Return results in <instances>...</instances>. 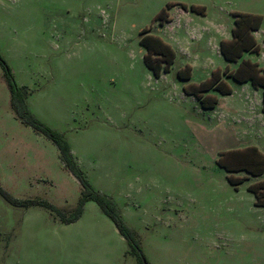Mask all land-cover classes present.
I'll use <instances>...</instances> for the list:
<instances>
[{
    "label": "rangeland",
    "instance_id": "rangeland-1",
    "mask_svg": "<svg viewBox=\"0 0 264 264\" xmlns=\"http://www.w3.org/2000/svg\"><path fill=\"white\" fill-rule=\"evenodd\" d=\"M168 4H176L171 21L161 24ZM236 12L264 17V0H0V56L27 91L30 112L64 135L91 186L135 232L147 264H264V207L248 191L264 174L236 190L217 164L228 150L264 153V89L228 79L231 95L209 93L219 98L214 109L184 91L244 60L264 68V21L260 52L237 63L222 56ZM144 29L176 53L160 78L144 61ZM188 65L191 79L182 80ZM0 184L68 217L83 192L55 143L17 116L1 64ZM0 264L144 263L94 201L63 224L46 207H14L0 195Z\"/></svg>",
    "mask_w": 264,
    "mask_h": 264
},
{
    "label": "trees",
    "instance_id": "trees-1",
    "mask_svg": "<svg viewBox=\"0 0 264 264\" xmlns=\"http://www.w3.org/2000/svg\"><path fill=\"white\" fill-rule=\"evenodd\" d=\"M176 4H168L157 15L156 20L161 22L171 21L169 8ZM185 11L204 13L203 7L183 5ZM235 26L232 30V39L223 40L220 43V52L227 62L237 63L243 58L245 53L260 52L261 48L255 38L254 33L259 31L264 17L249 13H234ZM150 29L142 31L143 38L140 43L146 47L147 54L144 56V61L147 66L153 71L157 78H160L162 73H168L176 59L174 49L155 35L149 34ZM155 57H161V63H155ZM0 64L6 71L9 80V88L11 93V106L17 116L28 126L35 131L47 136L58 147L60 159L65 167L77 178L80 182L83 192L82 197L78 202V206L71 217L66 215V212L47 200L41 199H18L12 196L0 184V195L12 206L19 208H28L31 206H43L54 212L62 221L63 224H72L78 221L84 211V207L88 201L96 202L102 209L104 214L111 219L119 233L126 239L128 244L133 248L140 260L147 264L145 256L136 241L135 232L127 225L116 204L109 197L96 191L84 172L79 167L72 154L71 147L66 141L64 135L57 130H54L39 119H37L29 110L26 95L27 91L17 86L13 73L0 56ZM182 80H189L192 76V67L186 66L178 73ZM228 79L244 84L251 83L256 88L264 89V68H260L257 63L251 61H242L236 70H215L211 77L199 84H188L184 87L187 95L195 96L200 100L204 109H214L219 103V98L209 94L210 92H218L221 95H231L233 93ZM262 110L264 112V100ZM217 164L229 173L228 180L238 190V186L243 183L249 176L260 177L264 174V153L255 146L245 149H233L223 152L217 160ZM245 172L247 176L236 177L234 173ZM248 191L255 197V205L264 207V180L251 184Z\"/></svg>",
    "mask_w": 264,
    "mask_h": 264
},
{
    "label": "crops",
    "instance_id": "crops-1",
    "mask_svg": "<svg viewBox=\"0 0 264 264\" xmlns=\"http://www.w3.org/2000/svg\"><path fill=\"white\" fill-rule=\"evenodd\" d=\"M172 21H173V18H172ZM257 33H258V31H257V32H255V37L257 36Z\"/></svg>",
    "mask_w": 264,
    "mask_h": 264
}]
</instances>
